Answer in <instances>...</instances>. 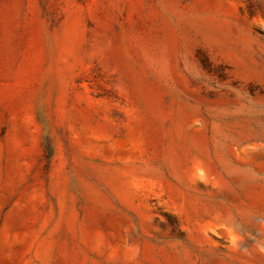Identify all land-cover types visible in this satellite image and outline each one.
I'll use <instances>...</instances> for the list:
<instances>
[{"label":"rangeland","instance_id":"obj_1","mask_svg":"<svg viewBox=\"0 0 264 264\" xmlns=\"http://www.w3.org/2000/svg\"><path fill=\"white\" fill-rule=\"evenodd\" d=\"M0 264H264V0H0Z\"/></svg>","mask_w":264,"mask_h":264}]
</instances>
